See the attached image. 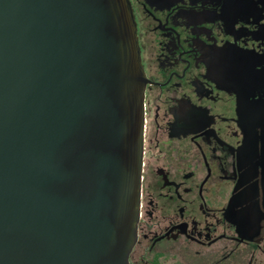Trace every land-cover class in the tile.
Returning a JSON list of instances; mask_svg holds the SVG:
<instances>
[{
  "label": "water",
  "instance_id": "1",
  "mask_svg": "<svg viewBox=\"0 0 264 264\" xmlns=\"http://www.w3.org/2000/svg\"><path fill=\"white\" fill-rule=\"evenodd\" d=\"M146 82L129 0H0V264H130Z\"/></svg>",
  "mask_w": 264,
  "mask_h": 264
},
{
  "label": "flooded vegetation",
  "instance_id": "2",
  "mask_svg": "<svg viewBox=\"0 0 264 264\" xmlns=\"http://www.w3.org/2000/svg\"><path fill=\"white\" fill-rule=\"evenodd\" d=\"M129 1L147 78L130 264H264V0Z\"/></svg>",
  "mask_w": 264,
  "mask_h": 264
},
{
  "label": "rangeland",
  "instance_id": "3",
  "mask_svg": "<svg viewBox=\"0 0 264 264\" xmlns=\"http://www.w3.org/2000/svg\"><path fill=\"white\" fill-rule=\"evenodd\" d=\"M163 264H172V260L168 259V261H164Z\"/></svg>",
  "mask_w": 264,
  "mask_h": 264
}]
</instances>
